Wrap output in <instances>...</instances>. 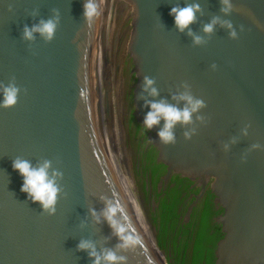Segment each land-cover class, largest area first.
I'll list each match as a JSON object with an SVG mask.
<instances>
[{"label": "water", "instance_id": "95a60500", "mask_svg": "<svg viewBox=\"0 0 264 264\" xmlns=\"http://www.w3.org/2000/svg\"><path fill=\"white\" fill-rule=\"evenodd\" d=\"M113 1L100 0L102 14L89 27L85 0H0V81L7 84L15 76L21 88L17 105L0 108V264H91L88 253L77 249L81 239L93 240L98 249L119 242L102 215V197L119 202L129 231L141 240L120 253L127 264H169L103 133L98 61ZM117 1L131 8L126 49L136 77L138 123L150 110L139 99L145 75L156 79L159 90L157 97L145 93L150 100L182 107L172 96L185 90L186 81L207 104L198 113L204 121L194 114V124L176 127L174 145L160 143L163 121L150 130L157 161L167 167L165 180L173 174L196 180L201 194L211 183L223 208L214 264H264V148L250 151L254 143L264 145V0H233L227 16L220 0ZM194 2L202 12L190 27L207 41L202 45H195L187 30L178 31L170 15L176 4ZM53 9L60 13L55 38L45 42L37 33L34 41L24 40V25L53 16ZM213 16L231 20L239 38H230L219 25L211 36L205 34L203 26ZM106 101L110 113V84ZM192 128L195 134L186 139L184 131ZM17 156L34 165L51 159L63 172L55 215L42 212L41 204L21 191L23 177L12 166Z\"/></svg>", "mask_w": 264, "mask_h": 264}, {"label": "flooded vegetation", "instance_id": "af4514ba", "mask_svg": "<svg viewBox=\"0 0 264 264\" xmlns=\"http://www.w3.org/2000/svg\"><path fill=\"white\" fill-rule=\"evenodd\" d=\"M125 1H113L105 45L98 61L99 86L102 104L103 133L118 159V166L127 174L134 200L149 229L158 242L161 222H167L164 240L168 263L174 262L173 252L182 257L192 253L199 238L207 247L210 240L223 237L218 217L223 208L215 202L208 183L173 174L165 180L167 167L157 161V151L149 142V133L134 117L133 86L136 82L133 61L127 52L131 25V8ZM111 86V112L107 110L106 91ZM201 194V195H200ZM200 195V196H199ZM177 255V254H176ZM170 257V258H169ZM215 263V262H214Z\"/></svg>", "mask_w": 264, "mask_h": 264}, {"label": "clouds", "instance_id": "9594fccd", "mask_svg": "<svg viewBox=\"0 0 264 264\" xmlns=\"http://www.w3.org/2000/svg\"><path fill=\"white\" fill-rule=\"evenodd\" d=\"M220 3L221 12L226 16L230 15L234 9L233 0H220ZM52 11L54 13L53 16L47 19L41 18L38 23L32 24L31 27L25 24L22 38L26 41H34L38 33L45 42H51L55 38L60 23L59 10L53 9ZM200 12H202V6L199 2L188 3L183 7L176 4L170 11V15L174 16L176 29L180 32L187 30V34L193 37L195 45L207 43L203 36L197 35L190 27L197 22V13ZM32 14L37 15L38 11H34ZM101 14L100 0H85L83 15L89 27L92 26ZM217 25L227 28L230 38H239L233 22L228 19H222L220 16H213L211 21L203 26V32L211 36L215 32ZM240 30H244L243 25L240 26ZM216 67V64H212V68ZM155 85V78L148 75L143 77L139 99L143 100L144 106L146 108L150 107V110L147 111L144 117L142 127L146 131H150L154 127L160 126L163 121V125L158 131L160 143L174 145L177 142L176 127L179 125L186 128L188 125L194 124L195 120L204 121L205 117L198 115V113H200L202 108L207 107V104L204 99L198 98L192 93L191 85L186 81L182 83V87L185 90L172 96L173 100L184 102L182 107L179 103H169L167 99L150 100L147 96H159V90ZM20 92L21 88L17 85L15 76L7 84L0 81V94L3 97L0 100V108H11L17 105ZM145 93H147V96ZM194 114H197L195 115V120ZM244 131L247 134V128ZM195 132L196 129L192 128L191 130L184 131L183 135L186 139H191ZM227 147L225 145V148ZM261 148H264V145L254 143L251 145L250 151ZM244 158L246 159V156ZM12 166L23 177L21 191L27 193L31 201L39 202L43 209L42 212L48 215H55L60 194L63 191L60 185V181L64 176L63 172L54 168L53 161L47 158L43 159L41 163L34 165L31 160L17 156L13 160ZM102 199L105 201L102 215L119 242L114 248L106 247L98 249L93 240L81 239L77 245V249L88 253L91 264H127L128 257L120 253L134 250L141 243V240L129 231L119 202L107 197H102ZM90 212L96 221L100 222V214L97 210L93 208L90 209Z\"/></svg>", "mask_w": 264, "mask_h": 264}, {"label": "trees", "instance_id": "16d2710c", "mask_svg": "<svg viewBox=\"0 0 264 264\" xmlns=\"http://www.w3.org/2000/svg\"><path fill=\"white\" fill-rule=\"evenodd\" d=\"M168 226L167 222H161L159 227V235H158V244L161 249H166L164 240L166 235L168 234ZM212 246L207 247L200 241L198 238L194 243L193 251L190 255L182 257V253L173 252L172 258H174V262L170 264H214L215 262V243L216 238L210 240ZM167 250V249H166ZM177 254V255H176ZM170 258V257H169Z\"/></svg>", "mask_w": 264, "mask_h": 264}]
</instances>
